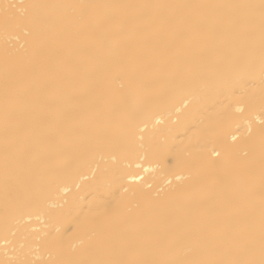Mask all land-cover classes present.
<instances>
[{
    "label": "bare ground",
    "instance_id": "1",
    "mask_svg": "<svg viewBox=\"0 0 264 264\" xmlns=\"http://www.w3.org/2000/svg\"><path fill=\"white\" fill-rule=\"evenodd\" d=\"M261 17V0H0V264L258 261ZM159 20L164 48L142 37ZM206 20L226 23L180 43Z\"/></svg>",
    "mask_w": 264,
    "mask_h": 264
},
{
    "label": "snow or ice",
    "instance_id": "2",
    "mask_svg": "<svg viewBox=\"0 0 264 264\" xmlns=\"http://www.w3.org/2000/svg\"><path fill=\"white\" fill-rule=\"evenodd\" d=\"M4 21L8 23L13 20V17L8 15V5H4ZM147 7V6H146ZM154 7V6H152ZM261 27L262 34H264V0H261ZM22 21H17L20 23ZM153 27L151 29H146L142 37L147 44L155 45L158 48H164L167 44L173 43L177 38L175 34L171 31V22L166 20H159L151 22ZM220 23H226L223 21L206 20L201 21L192 30L184 33L179 37L181 44L191 45H205L214 38L213 28L215 25ZM261 71L264 72V63H262ZM229 68L226 64L221 65L217 68L214 78L217 82L224 84L227 82ZM120 73L117 70H113L109 73V82L111 85H116L119 82ZM39 87L37 92H39ZM98 195H103L102 192H98ZM83 211V210H81ZM89 215H91V210H89ZM69 222H71V217L69 216ZM87 219V217H86ZM225 228L228 226L225 225ZM180 238L177 239V243H181ZM95 264H264V185H262V198H261V258L257 261L254 259H204V260H192V261H176V260H148V259H129V260H106L95 262Z\"/></svg>",
    "mask_w": 264,
    "mask_h": 264
}]
</instances>
